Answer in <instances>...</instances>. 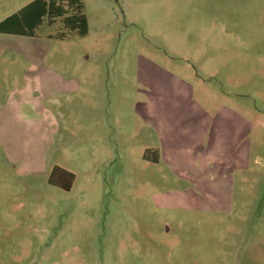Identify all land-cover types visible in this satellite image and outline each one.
<instances>
[{
	"label": "rangeland",
	"instance_id": "obj_1",
	"mask_svg": "<svg viewBox=\"0 0 264 264\" xmlns=\"http://www.w3.org/2000/svg\"><path fill=\"white\" fill-rule=\"evenodd\" d=\"M32 1L0 0V22ZM83 2L86 37L50 38L61 21L34 38L0 34V96L23 88V76L76 78L86 89L68 112L60 98L73 118L38 148L49 168L74 174L70 191L51 185V172L23 174L19 162L36 148L26 139L0 146V200L15 226L0 259L255 264L264 247V0ZM199 121L215 125V142L203 125L198 136Z\"/></svg>",
	"mask_w": 264,
	"mask_h": 264
},
{
	"label": "crops",
	"instance_id": "obj_2",
	"mask_svg": "<svg viewBox=\"0 0 264 264\" xmlns=\"http://www.w3.org/2000/svg\"><path fill=\"white\" fill-rule=\"evenodd\" d=\"M23 81V88H16L10 94L2 93L0 96V146L5 149L9 147L11 137H21L24 141L26 139L28 149L31 146L36 148H33L31 154H26L23 160H19L21 168H24L23 174L29 177L37 172L48 175L55 166L48 167L46 160L38 154V148L43 141L48 148V144L57 136L61 125L64 123L66 127L68 121L73 118L66 111L60 112V98L64 97L68 112L72 108L73 95L82 94L83 91L86 94V89L82 88L79 79L68 80L63 76H23ZM84 101L87 103V97H84ZM197 114L199 116V112ZM200 125H203V138L208 132L209 137H212L215 142L217 134L215 125L211 130L210 123L200 124L199 121L195 127L198 136L201 131ZM229 131H231L230 126ZM5 149L3 150L7 152ZM38 165L40 167L35 169ZM10 204L7 200H0V242L7 241L15 235L13 234L15 226L11 223L7 211ZM22 205L24 203L16 205L17 209L22 208ZM252 256H256L255 264H264V247L256 250ZM0 261L1 264H6L3 260L0 259ZM251 263L254 264V260Z\"/></svg>",
	"mask_w": 264,
	"mask_h": 264
},
{
	"label": "trees",
	"instance_id": "obj_3",
	"mask_svg": "<svg viewBox=\"0 0 264 264\" xmlns=\"http://www.w3.org/2000/svg\"><path fill=\"white\" fill-rule=\"evenodd\" d=\"M84 9L83 0H33L0 22V34L34 38L44 23L53 26L61 21L64 31L49 36L50 38L65 39L69 33L86 37L89 34V21ZM151 155L155 156L151 158ZM143 159L158 163V152L146 150ZM74 179V174L58 166H55L49 175L51 185L66 191L71 190Z\"/></svg>",
	"mask_w": 264,
	"mask_h": 264
}]
</instances>
